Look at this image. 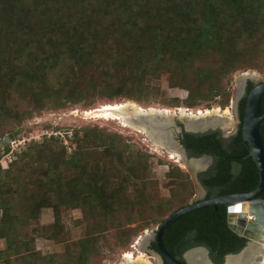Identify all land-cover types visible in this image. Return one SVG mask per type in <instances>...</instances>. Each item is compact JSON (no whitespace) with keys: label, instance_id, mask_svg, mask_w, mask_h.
<instances>
[{"label":"trees","instance_id":"trees-1","mask_svg":"<svg viewBox=\"0 0 264 264\" xmlns=\"http://www.w3.org/2000/svg\"><path fill=\"white\" fill-rule=\"evenodd\" d=\"M249 69L264 71V0H0V129L45 110L78 105L88 110L99 99L190 109L218 103L225 109L234 75ZM154 79L188 91L187 98L165 97L150 87ZM254 87L249 82L239 108L240 131L231 143L219 132L184 133L190 156L215 158L206 172L208 198L260 185L243 131ZM13 130L18 137L21 131ZM69 138L70 145L59 135L31 142L8 168L0 164V240L6 241L0 264H54L56 258L44 256L36 242L64 241L63 208L81 210L88 229L70 245L66 264H89L103 254L106 230H115L108 249L127 247L195 194L190 173L169 164L167 177L179 180L178 194L161 197L153 179L156 155L133 136L93 124L74 129ZM44 208L54 210L50 226L40 224ZM227 217L225 204L198 209L167 230L164 244L183 262L186 252L202 246L223 263L246 245Z\"/></svg>","mask_w":264,"mask_h":264},{"label":"rangeland","instance_id":"rangeland-1","mask_svg":"<svg viewBox=\"0 0 264 264\" xmlns=\"http://www.w3.org/2000/svg\"><path fill=\"white\" fill-rule=\"evenodd\" d=\"M253 71H257L264 75V71L249 69ZM247 71V70H246ZM240 71L234 75L231 81V91H232V100L231 104L226 107L230 108L232 111V115L234 118V126L230 128L224 129L223 131L225 134L233 132L238 127L239 120L236 115V102H237V95H238V80L237 77L242 75L243 72ZM150 87L160 88L161 92L164 96L170 97H178L181 100L187 98L188 91L179 88H170L169 83L167 80H152L150 83ZM151 98L154 100L156 99L155 94L151 93ZM151 99V100H152ZM123 101H131L120 99L118 102ZM110 102L107 99H99L96 106L92 109L101 107L107 103H115ZM134 102V101H133ZM139 104V103H138ZM141 105V104H140ZM146 108L154 107V108H165L177 111L178 108H171L169 106L163 105L161 103H155L154 101H150V105H142ZM186 107V106H182ZM180 107V108H182ZM214 107L222 108L218 103L213 104L212 108H208L202 106L200 108H195L193 110H207L213 109ZM222 108V110H225ZM91 110V109H89ZM86 108L81 105L60 109V110H45L41 115H36L32 119H26L20 124H16V121H12L10 125H5L4 128L0 129V139L5 137L6 135L15 134V130L19 129L21 131L20 135L17 137L16 140L12 143H9L7 146H3L0 144V164L3 168H8L10 164L17 159H19L28 149L31 142L42 144L46 138L51 137L52 135L60 136L64 141L65 145H70V138L69 136L72 135L73 130L76 128H80L87 125L99 124L101 126L107 127L111 131H117L123 133L125 135L133 136L135 142L140 145L144 150L151 152L152 154L156 155V157L152 160L153 163V179L157 181L159 191L161 197L165 199H174L177 198L178 189L176 187V182H170L167 173L170 169L169 164H175L176 166L181 167L184 171L189 172L188 168L186 167L185 163H179L175 159H172L166 148L163 146L158 145L153 139L149 138L148 135L142 130L131 129L130 127H125L120 122L115 120H107L103 118H94L90 115H87ZM1 125V124H0ZM179 127H182V124H178ZM1 128V127H0ZM219 130V128L217 129ZM215 130V131H217ZM142 131V132H140ZM181 138V136H180ZM181 141V139H180ZM70 147V146H69ZM9 148V151L8 149ZM71 149H69L70 151ZM160 159L164 160L165 164L160 162ZM207 161H209L208 157H206ZM190 173V172H189ZM191 178L195 179L192 174L190 173ZM179 181V180H178ZM173 185V188L171 186ZM151 190V189H149ZM202 199V190L197 186L195 189V194L193 195L191 202L200 201ZM176 206L179 205L177 201H174ZM63 217H62V224L64 229L61 230V234L63 235L64 241L63 242H56L52 240H48L44 237L37 238L36 247L40 250L44 256L56 258V262L54 264H66V259L68 258V249L72 243L75 241H79L82 238L86 237L88 229L86 224L82 221L83 214L81 210H73L68 208H63ZM150 214H147V217ZM40 224L41 225H52L55 222V215L54 210L52 208H44L42 210V214L40 217ZM160 225V224H159ZM159 225L152 224L148 227L147 230L141 232L139 235L135 236L131 242V244L127 247L116 246V251L112 252L108 249V245H114L115 239V230L108 229L105 231V235L102 236L100 245L104 249L103 254L91 260L89 264H125V255L127 252H138L142 251L146 254V256L153 262V264H160L159 257L155 254V251L151 247V243H149L148 247L145 248L141 246L139 243H143V239L145 236L146 231H154ZM136 224H133L132 227H135ZM105 237V238H104ZM251 242H255L259 244H263L257 240H252ZM250 242V243H251ZM6 247V241L0 240V250ZM253 247V246H252ZM134 249V250H133ZM137 250V251H136ZM124 257V258H123ZM16 261L15 256L12 258Z\"/></svg>","mask_w":264,"mask_h":264},{"label":"water","instance_id":"water-1","mask_svg":"<svg viewBox=\"0 0 264 264\" xmlns=\"http://www.w3.org/2000/svg\"><path fill=\"white\" fill-rule=\"evenodd\" d=\"M248 71L256 72L257 75L253 77H245L243 83L240 85L241 91L239 96L237 97L236 115H238V104L246 92V87L248 83L253 82L255 84V87L248 94V102L243 124V131L245 142L248 145L252 146L251 156L254 157L260 169V185L255 191L250 193H233L214 197L211 199H206L203 201L191 202L187 206L177 210L172 215H170L154 231L148 230L150 233L146 231L144 236L145 248L148 247L149 243L153 241L156 242L160 250V254L156 252L155 254L159 257L160 264H163V260H166L169 264H214L210 260L208 250L205 247L201 246L189 250L185 254L186 261L183 262L179 258L175 257L172 253H170L164 244L165 234L173 224H175L183 216L201 208L209 206H215L216 208H218L219 205L225 204L229 206L230 216L233 218L235 217L234 214L236 213L240 214L239 217L245 219L251 217L252 215L254 220L248 221V223H246L248 229L261 233V237L255 238V240L261 241V239L264 237V202L257 200L259 196L264 192V139L262 136V125L264 123V75L253 70H247L243 73H247ZM186 109L191 110L187 107ZM178 110H180V108H178ZM140 119L143 122H147L149 116L142 115ZM157 119V121H159L160 123L166 122L165 124L167 125L162 127V130L159 133H157L156 131H152V133H147L145 131L144 132L151 139H158L160 137L165 139L166 151H170L171 149L178 147L179 151L184 155V163L189 169L188 171L197 180L199 173L209 167V162L204 157L190 158L187 154L185 147L180 141V136L182 137L185 132L195 134L208 133L210 131H215L218 128L220 129L221 127L211 126L208 128H202L197 125L194 126L195 123H199L202 120L193 119L192 117H182L180 113L176 112L174 113L171 119L165 116H158ZM179 123L182 124V127L178 126ZM15 140L16 136L12 133L0 139V144H2L3 146H7L9 143H12ZM199 188L202 190L201 185H199ZM253 244L257 243H249L248 247L238 254H229L227 256V261L225 264H228L231 258L245 255L246 253H248L249 249ZM195 253H199L202 255V261H198L196 263H192L190 261V256Z\"/></svg>","mask_w":264,"mask_h":264},{"label":"bare ground","instance_id":"bare-ground-1","mask_svg":"<svg viewBox=\"0 0 264 264\" xmlns=\"http://www.w3.org/2000/svg\"><path fill=\"white\" fill-rule=\"evenodd\" d=\"M256 72L248 71L247 73H243L237 77L238 80V95L241 91V84L243 83L245 77L256 76ZM259 77V76H258ZM237 103V102H236ZM180 111V112H179ZM176 113H180L182 117H192L193 119L202 120L201 122H197L194 124L200 126L202 128L208 127H223L224 129L230 128L234 126V118L232 115V111L230 108L222 110V108L214 107L213 109L207 110H188L186 107L177 109ZM174 110H169L165 108H154L149 107L146 108L136 102L133 101H123L118 103H107L102 105L101 107L95 108L86 111L87 115H90L94 118H103L107 120H115L120 122L125 127H130L131 129H138L145 131L147 133H152V131H156L159 133L164 127V122L160 123L157 121L158 116L169 117L170 119L174 115ZM149 116L147 122L141 121V116ZM196 126V127H197ZM158 145L166 148V140L162 137L153 139ZM172 159H175L177 162H184V155L179 151V148L176 147L168 151ZM235 218H238L240 214H234ZM251 217H253L251 215ZM252 219V218H251ZM149 232V231H148ZM150 233V232H149ZM143 243L139 244L145 247V239H143ZM264 242V237L261 239ZM253 244L249 249L248 253L245 255H241L238 257L231 258L228 264H264V243L261 245ZM134 250V249H133ZM137 251V250H136ZM124 258V257H123ZM190 261L192 263H196L198 261H202V255L199 253L192 254L190 256ZM125 264H153L151 260L146 256V254L142 251L138 252H127L125 255Z\"/></svg>","mask_w":264,"mask_h":264},{"label":"flooded vegetation","instance_id":"flooded-vegetation-1","mask_svg":"<svg viewBox=\"0 0 264 264\" xmlns=\"http://www.w3.org/2000/svg\"><path fill=\"white\" fill-rule=\"evenodd\" d=\"M248 89H249V83H248V85H247V87H246V92H245L244 96L242 97V99L247 95ZM242 99L240 100V102H239V104H238V115H237V118H238V120H239V123H238V127L236 128V130L233 131V132H230V133H228V134H225V132L223 131V128H220V129L217 130V131H210V132H219L220 137H221V139H222L224 142L231 143V141H232V139L234 138V136L237 135L238 132L240 131V127H241V119H240L239 108H240V104H241ZM203 134H206V133H203ZM182 139H184V134H183L182 137H181V143H182V145L185 147V149H186V151H187V154H188V156H189L190 158H203V157L206 158V157H208V159H209V161H208V162H209V167H208L207 169L201 171V172L199 173V175H198L197 180L195 179V181H196V184H197L198 187H199V185H201V187H202V199H201L200 201H203V200H206V199L214 198V197L208 198L210 192H209V189L206 187L205 182H206V179H207V177H206V172H207V171L213 166V164L215 163V158H214L213 156H206V155H203V156H201V157L190 156L187 147H186L185 144H183V142H182ZM239 171H240V169H239V167H238L237 172H239ZM254 191H255V190H254ZM251 192H253V191H251ZM245 193H250V192H245ZM257 200H258V201H261V202H264V192L259 196V198H258ZM219 206H220V205H219ZM219 206H218V207H219ZM227 208H228V217H227L228 227H229L232 231H234L239 237H241V238H243V239L246 240V245H245V247H244L242 250H240V251L238 252V253H240V252H242L245 248L248 247L249 243H250L252 240H255V238H260V237H261V233L256 232V231H254V230H250V229H248V226H247L246 223H248V221H253V220H254L253 217H249V218H247V219L242 218V217H238V218H235V217H234V218H233V217L230 216V211H229V206H228V205H227ZM251 218H252V219H251ZM259 242L264 243V242H262V241H259ZM153 243H154V241H153L152 244H151L152 249H153L156 253H159V254H160V250H159V248H158V249L154 248V246H153L154 244H153ZM259 245H261V244H259ZM205 248H207V247H205ZM207 250H208L209 258H210V260H211L214 264H225V263H226V261H227V256H228V255L225 257L223 263H218V262H217L216 260H214V258L212 257L211 250H210L209 248H207ZM186 253H187V252H186ZM186 253H185V254H186ZM238 253H237V254H238ZM185 254H184L183 257H182V259H184V260H185ZM185 261H186V260H185ZM166 262H167L166 260H163V264H166Z\"/></svg>","mask_w":264,"mask_h":264},{"label":"clouds","instance_id":"clouds-1","mask_svg":"<svg viewBox=\"0 0 264 264\" xmlns=\"http://www.w3.org/2000/svg\"><path fill=\"white\" fill-rule=\"evenodd\" d=\"M191 110H193V109H191Z\"/></svg>","mask_w":264,"mask_h":264}]
</instances>
